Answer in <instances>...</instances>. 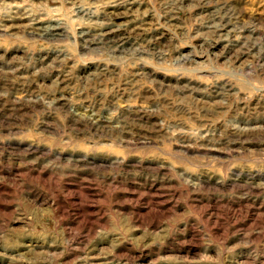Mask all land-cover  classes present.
I'll return each mask as SVG.
<instances>
[{
    "label": "rangeland",
    "instance_id": "obj_1",
    "mask_svg": "<svg viewBox=\"0 0 264 264\" xmlns=\"http://www.w3.org/2000/svg\"><path fill=\"white\" fill-rule=\"evenodd\" d=\"M0 264H264V0H0Z\"/></svg>",
    "mask_w": 264,
    "mask_h": 264
},
{
    "label": "bare ground",
    "instance_id": "obj_2",
    "mask_svg": "<svg viewBox=\"0 0 264 264\" xmlns=\"http://www.w3.org/2000/svg\"><path fill=\"white\" fill-rule=\"evenodd\" d=\"M117 32V31H116Z\"/></svg>",
    "mask_w": 264,
    "mask_h": 264
}]
</instances>
